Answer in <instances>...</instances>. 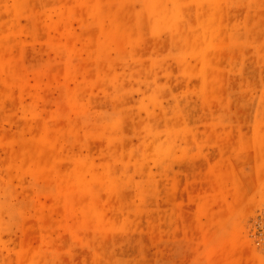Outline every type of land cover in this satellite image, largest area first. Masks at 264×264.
<instances>
[{
	"label": "rangeland",
	"instance_id": "1",
	"mask_svg": "<svg viewBox=\"0 0 264 264\" xmlns=\"http://www.w3.org/2000/svg\"><path fill=\"white\" fill-rule=\"evenodd\" d=\"M0 264H264V0H0Z\"/></svg>",
	"mask_w": 264,
	"mask_h": 264
}]
</instances>
